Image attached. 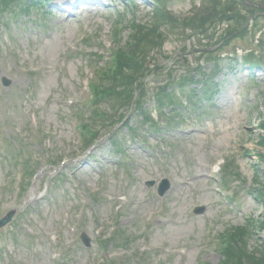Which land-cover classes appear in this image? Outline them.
Masks as SVG:
<instances>
[{"label":"rangeland","instance_id":"obj_1","mask_svg":"<svg viewBox=\"0 0 264 264\" xmlns=\"http://www.w3.org/2000/svg\"><path fill=\"white\" fill-rule=\"evenodd\" d=\"M75 2L18 0L0 10V131L9 146L28 147L38 170L22 194L9 184L16 170L0 150V218L17 210L0 231V264H224L240 245L263 258L264 17L253 24L246 10L237 12L206 32L207 0H97L92 13ZM159 6L180 17L195 13L200 37L162 26L163 46L139 80L145 94L133 100L140 111L121 108L123 125L103 104L106 117L89 118L97 110L89 102L94 68L97 87L115 55L129 50L134 25L154 20ZM249 49L256 50L250 67L243 64ZM211 56L220 57L210 84L216 92L171 83L183 71L184 78L213 73ZM161 83L175 101H161ZM101 85L99 93L121 91L112 77ZM77 118L89 132L97 128L88 150ZM163 179L170 187L161 197Z\"/></svg>","mask_w":264,"mask_h":264},{"label":"trees","instance_id":"obj_2","mask_svg":"<svg viewBox=\"0 0 264 264\" xmlns=\"http://www.w3.org/2000/svg\"><path fill=\"white\" fill-rule=\"evenodd\" d=\"M17 0H0V7H6L9 4H12L16 2ZM249 3H247L245 0L240 2H237V0H207L208 3V10L209 16L212 17L213 24L209 21L210 25L206 27L200 28L204 31L211 30L213 25H215L216 22L222 23L224 20L231 21V18L237 13L245 11L248 12V16L251 15L253 19V24L257 23V20L259 18L264 17V10L256 7L255 5H260V3H256L254 0H247ZM262 4V3H261ZM242 5V8L240 7ZM2 7V8H3ZM166 11V12H165ZM257 13V14H255ZM196 14L194 13L192 16H186V17H176L172 13H170L167 9L159 6V8H156L155 10V16L154 20L152 19L151 22L147 24H135L134 30L136 31L135 36L132 37V43L128 45L129 50L126 51H120L117 55L116 61L114 63L115 67L111 68L109 71L104 73L102 78V85L104 84L105 80L112 77L114 81L117 82L116 88H120L121 91L116 90H108L107 92L102 91L101 93H98L99 102L103 101L106 96H108V100L113 103V105L116 107L117 110H121V108H124L125 106H129L134 102V98L137 97H143L145 92H141L139 89L143 87L142 84H140L139 80H142L145 77L144 72L147 70V67L149 66L148 60L149 57L154 50H158L160 47L163 46V39H162V26H166L169 30H179L182 27L183 31L185 29L189 31H195L191 32L193 34L188 35L187 37H200V29L196 31V29H193V26L197 22ZM252 24V25H253ZM204 26L203 24L201 27ZM190 27V28H189ZM245 30H248L245 28ZM226 31L229 33V26L226 29ZM177 33V32H176ZM208 39V37H202V40ZM259 42V41H258ZM226 44V43H225ZM224 45V44H223ZM200 52V50H197L196 52ZM210 52V49H206L205 52ZM202 53H200V56L203 58V62L206 61L204 58V49L201 50ZM208 52V53H209ZM255 50L250 49L246 53V64H253L252 59H254L255 56ZM210 56V55H208ZM201 58V59H202ZM220 58V57H217ZM216 57L211 56L208 57V62L214 63V69L210 68L209 70L213 73L216 72L218 65V60ZM202 62V63H203ZM136 63L141 64V66H135ZM200 61L198 62V69L197 70H203L200 68L203 67ZM185 64H187V60H185ZM204 68V67H203ZM186 70V68H185ZM206 69H204L205 71ZM186 72V71H183ZM182 72V73H183ZM191 72V71H190ZM152 72L148 73L150 75ZM182 73L171 77V83L174 84V86L177 85H189L190 87L197 85L208 89L212 92H216L217 89H212V86L210 87V84L212 83V80H214L215 73H207V75L202 76L201 73H199V76L197 75H182ZM147 75V76H148ZM170 75V74H169ZM202 76L200 79L199 77ZM188 79H187V78ZM196 81V82H195ZM217 85V84H216ZM157 95L159 98H161V101L163 100H169V101H175L174 99H169L172 97V94L174 93L171 91L170 87H167L165 85L158 84L157 86ZM193 93H198L201 90L200 89H194L191 88ZM202 92V91H201ZM139 95H138V94ZM162 95V96H160ZM171 95V96H170ZM163 99V100H162ZM170 102V103H172ZM141 108V106H139ZM239 234H243V230H239ZM232 255L227 258L226 262L224 264H264V257L263 258H255L254 255H250L247 252V246L240 245L238 248H235L232 250L229 254Z\"/></svg>","mask_w":264,"mask_h":264},{"label":"bare ground","instance_id":"obj_3","mask_svg":"<svg viewBox=\"0 0 264 264\" xmlns=\"http://www.w3.org/2000/svg\"><path fill=\"white\" fill-rule=\"evenodd\" d=\"M94 2H97V0H76V2L75 3H71V4H74V7H77V5L79 4L80 6L81 5H85L86 6V12H95V10L96 11H98V7H96V8H93L92 9V5H93V3ZM91 3V4H90ZM197 181H199L200 180V175H199V178H197L196 179ZM184 186H187L188 185V183L187 184H183ZM183 186V187H184ZM182 190V189H181ZM183 191V190H182Z\"/></svg>","mask_w":264,"mask_h":264},{"label":"water","instance_id":"obj_4","mask_svg":"<svg viewBox=\"0 0 264 264\" xmlns=\"http://www.w3.org/2000/svg\"><path fill=\"white\" fill-rule=\"evenodd\" d=\"M164 184H165V187L163 189H161V194H164L165 191L167 190L168 186H169V183L167 181L164 182ZM201 211H203V208L199 210V212H201ZM86 244L89 245V241H86Z\"/></svg>","mask_w":264,"mask_h":264}]
</instances>
